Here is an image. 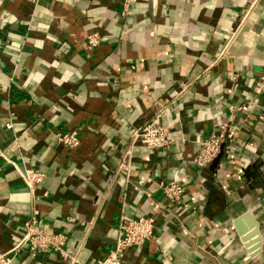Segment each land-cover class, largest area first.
I'll list each match as a JSON object with an SVG mask.
<instances>
[{"label": "crops", "instance_id": "crops-1", "mask_svg": "<svg viewBox=\"0 0 264 264\" xmlns=\"http://www.w3.org/2000/svg\"><path fill=\"white\" fill-rule=\"evenodd\" d=\"M263 67L264 0H0V253L35 217L67 234L78 264H95L121 217L152 215L156 238L123 264H264ZM231 106L239 129L217 165L197 169L200 143ZM158 113L171 142L131 146ZM71 131L80 143L66 149L54 134ZM23 169L43 181L30 190ZM169 181L185 188L181 205L163 197ZM10 264L69 262L24 248Z\"/></svg>", "mask_w": 264, "mask_h": 264}, {"label": "built area", "instance_id": "built-area-1", "mask_svg": "<svg viewBox=\"0 0 264 264\" xmlns=\"http://www.w3.org/2000/svg\"><path fill=\"white\" fill-rule=\"evenodd\" d=\"M238 28L229 31L228 41H231L237 33ZM100 43V37L97 34L89 35L86 38L88 49L97 47ZM226 45L223 47L220 55H223ZM184 85V84H183ZM258 91H264V67L255 83ZM235 107H229L228 121L221 123L200 143L199 151L192 159L193 165L197 169L207 168L220 153L221 147L231 142L235 132L239 127L233 124V113ZM160 114L158 113L153 119L144 123L139 129L133 131L130 136V145L136 143L142 145L148 150H157L165 147L171 141L168 138L169 128L160 123ZM7 128H11L10 123ZM54 137L58 144L66 149H75L79 146L80 139L76 131L56 132ZM130 150L124 152L118 169L127 170ZM22 182L30 190L38 186L44 178V175L37 170L23 169L19 175ZM185 188L173 181H169L162 186L163 197L174 205H181ZM154 209H158L153 204ZM73 222V219H67ZM156 218L154 216L139 217L136 219H125L121 217L117 226V239L113 250L103 259L96 260L95 264H123V254L132 248L143 247L149 241L156 238ZM67 234L62 231H53L44 229L37 218H30L22 224L18 234L17 242L5 253H0V264H10L13 258L22 250L27 249L31 256L43 253H54L63 261L69 264H78L75 255H71L66 250ZM252 264H261L258 261Z\"/></svg>", "mask_w": 264, "mask_h": 264}, {"label": "water", "instance_id": "water-1", "mask_svg": "<svg viewBox=\"0 0 264 264\" xmlns=\"http://www.w3.org/2000/svg\"><path fill=\"white\" fill-rule=\"evenodd\" d=\"M223 148H224V146L221 147L220 153L217 155V157L212 162L213 166L217 165V163L220 161L222 154H223ZM248 218H251L250 214L248 212H244L243 214H241L239 217H237L234 220V227L237 229V232L239 235L242 234V228L240 227V223H241L242 219H248ZM254 225H257V223L255 221H254ZM251 237H253V238L251 239V242H249ZM250 238H249V240L244 239L243 242H245L244 247L247 249V251L249 253H252V249H249V248H251V246L254 244H258L259 240H260L259 236L257 235L256 230H254L251 233ZM255 256H256V254L255 255L253 254V255H251V258H254Z\"/></svg>", "mask_w": 264, "mask_h": 264}]
</instances>
